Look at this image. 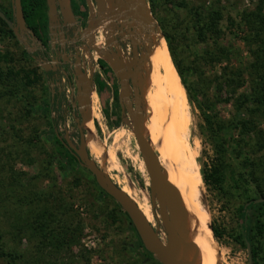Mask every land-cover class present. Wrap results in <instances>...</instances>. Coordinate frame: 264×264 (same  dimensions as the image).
<instances>
[{
    "label": "rangeland",
    "instance_id": "rangeland-1",
    "mask_svg": "<svg viewBox=\"0 0 264 264\" xmlns=\"http://www.w3.org/2000/svg\"><path fill=\"white\" fill-rule=\"evenodd\" d=\"M86 1L94 12L93 0ZM256 2L257 0H156L153 6L148 3L151 17L158 28L153 41L157 42L163 53L167 51L170 59L160 21L171 18L181 23L179 33L176 35L177 51L183 67L188 70V84L191 88L188 94L180 80L182 98L191 112L192 136L199 147L197 164L201 178V202L208 212V226L211 230L215 228L219 235L216 239L212 234L213 247L209 254H194L193 250L185 244L190 257L189 264L196 262L198 264H249L239 209L249 198L259 197L253 178H258L257 181H260L261 187L264 188V147L258 149L254 146L253 150H250L247 143L251 141L244 133H240L235 128L229 132L220 130V125H225L234 118L235 108L230 101L224 102L228 96L227 90L231 88L225 84L221 93H215V91L218 87L216 77L224 72L223 67H227L225 72L232 77L236 76L237 70L241 74L243 84L237 88L235 96L249 90V65L252 61V53L251 45L244 39L247 31L240 15L243 10L254 9ZM211 5L222 12V19L217 26L219 29L217 43L214 42L216 41L214 36L209 34L204 40L197 39L195 28L197 18L192 13V8ZM0 7L5 12L11 13L10 0H0ZM89 23L84 29L86 38L90 35V29H87ZM106 24L107 22H103L102 25L93 28L99 30V33H96L99 45L93 43L95 47L102 45ZM160 34L164 39L159 38ZM22 37L27 38L25 34ZM217 45L224 48L227 53L226 58H215L216 55L210 58L206 54V51L217 50ZM34 48L35 45L31 44L27 49L16 35L15 38L0 37V54L6 55L5 60L0 62L2 71H5L7 67L14 71L36 69V73L41 76V79L31 86H24L22 82L16 80L14 88L17 90V97L6 95L4 86L6 84L0 81V177L5 176L10 170H15L25 172L24 178L29 179L36 173L37 166L26 164L28 156L40 160L54 148L53 141L47 140L41 133L50 123V88L43 73L42 62L35 61L27 54ZM87 55L86 59L94 64L93 68L98 65V59L101 58L99 54L94 58ZM147 66L152 69L150 64ZM95 68L96 71L93 72L95 80L97 77L102 79L107 89L98 94L93 85L91 117L92 109L98 112V117L93 119L94 128L89 127L90 143L95 144L93 154L89 146H87L88 151L94 162L125 191L137 208L142 212L145 210L150 215L148 218L143 212L155 227L158 224L156 216L159 217V211L157 205L152 207L150 202L149 176L133 135L131 119L119 98L114 97L115 91L118 92V86L113 72L100 66ZM22 75L21 72L19 76ZM164 80L173 106L174 117L178 122L182 109L176 103L173 89L172 92L168 88L165 75ZM151 87L146 93L144 90L145 124L149 118L146 99H149V94L153 92ZM210 103H215V110L211 112L206 108ZM199 105L204 111L213 115V120L205 119ZM30 106L33 107L32 111H28ZM105 112H108V117ZM158 114L161 120L157 126L156 146L164 150L168 144L165 135L169 124L168 115L160 111ZM70 122L71 118L68 117V123ZM257 122L264 133V119H259ZM84 130L87 140V130L86 128ZM177 134L182 140L184 139V132L178 125ZM29 140L32 144H28ZM102 144L104 151L101 159L103 161L100 163ZM246 154L257 161L250 170L242 165ZM169 159L170 155L167 161ZM211 165V169L214 167L218 169L221 175L219 181L212 177H209L207 181L204 180L202 171H207ZM54 169L60 195L64 197V201L72 204L70 213L64 218L73 220L74 225L79 223L82 226V234L78 244L72 245L71 249H64L56 256H50V260L57 258L61 264H154L153 262L158 261L155 256L148 254L138 245L129 221L117 202L111 196L101 193L93 182V175L86 168L78 165L73 171L66 173L57 167ZM32 183L29 188L33 191H42L49 185L48 180H32ZM184 205L185 199L182 209ZM6 207L8 211L5 214L0 209V226L5 227L10 236L15 220L12 213L16 206L6 204ZM184 219L183 214L182 220ZM161 236L165 239L163 232ZM261 242L263 243L264 239H261ZM18 244L12 236L9 238V245L14 249L26 248V241L22 242V248ZM261 249L264 250L263 244ZM250 264H253L252 258Z\"/></svg>",
    "mask_w": 264,
    "mask_h": 264
},
{
    "label": "trees",
    "instance_id": "trees-1",
    "mask_svg": "<svg viewBox=\"0 0 264 264\" xmlns=\"http://www.w3.org/2000/svg\"><path fill=\"white\" fill-rule=\"evenodd\" d=\"M147 1L151 6L156 2V0ZM82 3L85 4V0H82ZM21 7L26 25L32 32L37 33L39 30L46 28L47 15L45 0H21ZM0 10L8 19L14 21L12 3L10 8L11 13L5 12L1 7ZM192 13L197 18L195 26L197 39L204 40L205 36L209 34L214 36L216 40L214 42L217 43V35L219 33L217 26L222 19L221 10L211 5L209 7L192 8ZM240 16L242 24L245 25L247 31L244 39L251 45L252 61L249 65L250 87L248 91L235 96L237 88L243 84L241 74L237 70L236 76L232 77V75L225 72L227 67H223L224 72L216 77L218 87L215 93H221L223 85L225 84L231 88L227 90L228 96L224 99V102L227 103L230 101L232 103L235 108V115L231 121L225 125H220L219 128L226 132H229L232 128L238 129L240 133H244L251 141L247 143L250 150H253L252 148L254 146L261 149L264 147V133L259 127L257 120L264 119V0H257L254 9L249 11L243 10ZM180 24L177 19L174 20L171 18L160 21L161 30L167 43L173 65L183 87L189 94L191 88L188 84V70L183 67L177 51L178 39H176V35L179 33ZM4 36L15 38L12 29L0 17V37ZM216 49L214 52L206 51V54L210 58L214 55H216L215 58L227 57L224 48L217 45ZM27 54L33 58L31 53ZM5 56L0 54V62L5 60ZM98 64L101 68H104L106 65L105 61L101 58L98 59ZM21 72L23 75L19 76ZM46 75L49 74L47 73ZM40 79L41 76L36 73V69L14 71L7 67L5 71H2L0 67V81L6 84L4 85L6 87V95L18 96L17 90L14 88L17 81L22 82L24 86H31ZM94 85L98 94L107 89V85L99 77L95 80ZM54 94L52 97L49 89L50 99L52 100L49 102L50 123L41 132L47 140L53 141L54 148L40 160L28 156L26 164H36L37 166L36 173L29 179L24 178L25 172L15 170H10L5 176L0 177V209H2V213L5 214L8 211L6 204L16 206L12 213L15 220L12 224L13 232L11 235L9 236V232L5 227L0 226V264H61V261H58L59 259L50 260L49 257L56 256V254H59L64 249H71L72 245L78 244L82 234V226L79 223L74 225L73 220L64 218L65 215L70 213L72 204L64 201V197L60 195V188L57 185V177L55 176L54 169L57 167L63 173H66L73 171L76 166L80 165L77 158L65 146L63 138L64 121L68 117L73 120L74 116H72L70 111V103L69 112L68 114L65 113L67 92L64 90L60 94L58 90H55ZM114 95L117 98L118 92L115 91ZM199 107L202 109L206 120H213V115L211 113L209 114L208 111L215 110V103L207 105L206 108L208 111H204L201 105ZM32 110L33 107L30 106L28 111ZM92 115L93 119L98 117L97 112ZM105 115L108 117V112H105ZM72 124L75 127V123L72 122ZM29 143L32 144L30 140L28 141ZM249 156L246 154L242 160V165L245 169L250 170L252 166L257 164V161L251 159ZM211 168L212 165L207 171H202L204 180L207 181L209 177H212L214 180L219 181L221 175L218 169L215 167L213 169ZM257 179L253 178V181L259 197L249 198L240 207L239 216L241 218L244 244L246 249L247 245H249V255L252 258L253 264H264V250L261 249V245H264V242H261V239H264V201H256V199L264 197V188L261 187L262 183L257 181ZM32 180H48L49 185L46 189H42V191H33L29 188L33 184ZM93 182L101 193L108 195L97 185L94 177ZM24 191H26L25 194ZM119 208L128 219L130 227L135 234L136 242L144 249L129 217L120 206ZM143 212L148 218L150 217L145 210ZM212 231L214 237L218 239V231L215 228H212ZM11 236L19 243L18 246L20 248H22V242L26 241V248L14 249L9 245V238ZM145 252L149 254L148 251ZM153 263L161 264L159 261Z\"/></svg>",
    "mask_w": 264,
    "mask_h": 264
},
{
    "label": "water",
    "instance_id": "water-1",
    "mask_svg": "<svg viewBox=\"0 0 264 264\" xmlns=\"http://www.w3.org/2000/svg\"><path fill=\"white\" fill-rule=\"evenodd\" d=\"M48 8L49 28L53 22L62 28L61 38L65 36L64 30L68 31L74 19L70 7L65 0H58L59 11H57L55 0H46ZM98 16L95 22L89 23L87 29H93L103 22H108V27L112 32L116 29L131 40L134 57H138L141 48L145 53H141L138 67L136 61L125 62L121 55L120 49H113L117 45L112 40L106 41V46L110 45L109 50L100 49L89 45L88 49L96 51L115 72L119 79L118 98L120 103L125 106L126 112L131 119L132 131L137 142L138 148L143 159L146 172L149 176V195L152 207L157 205L159 217L157 226H153L144 213L137 208L131 198L125 191L116 184L108 174L99 167L88 153L86 144V133H84V122L91 117L90 95L93 92V72L94 68L89 62V71L86 72L85 66H75L72 62H64L68 68L73 69L75 77V89L71 90L70 98L72 105H79L81 117H77L78 130L80 134L79 146L75 147L69 138L68 131L65 132V142L67 146L74 150L75 156L80 165L86 168L94 177L97 185L111 196L127 214L132 225L134 226L141 242L146 251L151 253L161 264H181L183 257L182 250V215L177 204L176 192L168 181L164 168L162 167L158 153L152 147L149 139L146 138L142 130L146 121L144 111L145 104V85L147 78L142 76L138 68H142L146 63L152 51L154 43V34L158 33V28L154 23L147 0H96ZM14 14V21L8 19L0 10V17L5 20L21 42L28 49L31 44L28 38L22 37L25 32L34 36L32 30L26 25L25 17L21 7V0H11ZM159 38H163L160 34ZM35 39V38H34ZM30 40V39H29ZM33 40V38H32ZM41 43V41H39ZM62 45V44H61ZM91 57V54H90ZM68 58H64L66 60ZM79 61V59H77ZM44 69H56L57 65L61 66L63 62H58L56 58L51 61H41ZM63 74L66 71L63 69ZM130 80V82H129ZM130 83L132 86L133 97L130 96ZM54 91V85L60 86V81L52 80L50 82ZM74 114V113H73ZM258 202L264 201L263 198L256 199ZM165 239L161 236L162 232ZM248 262L251 263L249 255V245H247Z\"/></svg>",
    "mask_w": 264,
    "mask_h": 264
},
{
    "label": "flooded vegetation",
    "instance_id": "flooded-vegetation-1",
    "mask_svg": "<svg viewBox=\"0 0 264 264\" xmlns=\"http://www.w3.org/2000/svg\"><path fill=\"white\" fill-rule=\"evenodd\" d=\"M11 1V0H10ZM68 6L70 7V10L73 14L74 19L71 21L72 25L69 28L68 31L64 30L65 36L61 38V31L62 28L60 27L59 24L53 22L51 25V29L49 28V23H48V16H47V21H46V28L39 30L37 33H34V36H30L27 32H25V36L30 39L29 42L31 44L35 45V48L30 52L33 55V59L37 62L41 61H51L54 58L57 59L58 62H63V64L60 66L57 65L56 69L49 68V69H44L43 68V73L49 81V88H50V93L52 97L55 95V90H58V92L61 94L62 91L68 90L67 93V101L65 102L66 106V114L69 112V103L71 105L70 111L72 116H74L73 120H71L70 123H68V118L66 121H64V137H65V132L66 130L68 131L69 138L73 145L75 147L79 146V130H78V123L76 121V118L81 117V110L79 105L73 106L72 101L70 98V93L72 89H75V77L73 75V69H69L68 66L64 62H72L75 66H85L86 72L88 73L89 71V60L86 59L88 56L87 54H91V57L94 58L95 55H98V53L92 49H88L89 45H99V41L97 40L98 36H96V33H99V30L95 29H90V35L86 38L84 36V32H86L85 26L90 22H95L98 16V11H97V2L96 0H93V6L95 8V11L93 12L92 9L88 6L87 1L85 0V4L82 3V0H65ZM46 2V0H45ZM56 2V7L57 11H59V3L58 0H55ZM48 13V8H47V2H46V15ZM33 38V40H32ZM35 38V39H34ZM113 41L114 43L117 42V45H113V49H120V55L122 59L125 62H130L131 60L136 61V67H138V62L140 61V54L145 53V49L141 48L138 57H134V52H133V47L131 40L127 37V32L124 30V34L121 35V31L115 30L112 32V28L108 27V22L105 26L104 29V40L102 42L101 46H98L100 49H106L109 50L110 45L106 46V41ZM41 41V43H39ZM62 44V45H61ZM161 48H159L157 42H154V47H153V52H152V61L156 65V71H157V80L156 83L152 84V69L149 68V66L146 65L145 71L142 68H138L139 71L142 73V76H146L147 81H146V87L149 88L152 85L155 86V95H154V100L157 106V111L160 112H165L163 109V103L161 99V92H160V81L162 80L163 85L167 91L165 80H164V75L167 80V86L169 88V82L167 79V74H168V69L167 66L164 64L165 61V56L163 51L161 50L160 52V59L157 57V54H159ZM64 58H68L64 60ZM79 59V61H77ZM86 59V60H85ZM96 59V57H95ZM92 63V62H91ZM106 65L104 66L105 69H109L113 72L114 78L116 80V84L118 86V92H119V79L116 77L115 72L110 68L109 64L105 61ZM162 64V65H161ZM92 65H94L92 63ZM99 67V64L96 65ZM95 66V67H96ZM94 67V72L96 71V68ZM163 67V68H162ZM63 69L66 71V75L63 74ZM163 70H164V75H163ZM49 75H46V74ZM54 81H60V86L59 85H54V91L53 88L50 85V82ZM95 82V76L93 74V85ZM130 82V80H129ZM130 96L132 101L134 100L133 97V91H132V86L130 83ZM172 91V88H169ZM173 92V91H172ZM50 95V98H51ZM60 97V96H59ZM52 100L50 99V102ZM90 102H91V95H90ZM177 103V102H176ZM173 108V106H172ZM96 111L92 109V114L95 113ZM74 113V114H73ZM98 113V112H97ZM174 113V111H173ZM93 116V115H92ZM93 117H90L86 123H85V128L87 130V143L89 146L90 152L93 154V148H94V142L90 143V136H89V127L91 126L94 128L93 124ZM161 120V116L158 114V122ZM72 122L75 123V127L73 126ZM84 130V129H83ZM85 133V130H84ZM158 133V132H157ZM166 138L167 137V134ZM63 137V138H64ZM157 138V135H156ZM65 142V138H64ZM65 146L68 148V150L75 156L74 150L67 146L66 142L64 143ZM156 144V143H155ZM103 151V144H102V150L100 153V160L99 162L101 163V155ZM89 153V151H88ZM157 153V152H156ZM90 155V153H89ZM94 156V155H93ZM76 157V156H75ZM91 157V155H90ZM157 221V219H156ZM158 223V221H157Z\"/></svg>",
    "mask_w": 264,
    "mask_h": 264
},
{
    "label": "bare ground",
    "instance_id": "bare-ground-1",
    "mask_svg": "<svg viewBox=\"0 0 264 264\" xmlns=\"http://www.w3.org/2000/svg\"><path fill=\"white\" fill-rule=\"evenodd\" d=\"M153 47L150 56L148 57L146 63L143 66V69L145 71L146 65H151L153 83H156V65L152 61ZM160 52L161 49L159 51V54H157V57L159 59ZM164 56V64L167 66L168 69L167 79L168 81L170 79L169 88H171L170 86H172L174 94L176 95V102L180 105L182 109L180 118L177 122L174 117L170 98L161 80V99L163 103V109L166 115H168L169 123L168 128L166 130L168 144L164 148V150L159 149V147H157L155 144L158 126V111L154 100V85H152L151 87V90L153 92L151 93L149 90V93L151 94H149V99H146V109L149 112V118L142 130V133L144 136L148 137L150 144L158 153L159 161L162 167L164 168V172L166 173L168 181L171 183L176 192L177 204L180 208L182 219L184 214L185 219L184 221L182 220L183 257L181 264H189L190 257L185 244H187L193 250L194 254H209L213 247V233L210 227L208 226V212L201 202V178L198 172L197 164L199 147L196 144V139L192 136L191 112L187 109L186 104L184 102L185 100L183 101L180 78L177 74L176 69L173 67L169 54L166 50L164 52ZM148 89L149 88H147L145 85V93L148 91ZM89 118H87L86 121ZM86 121L84 122V127ZM177 125L184 132L183 140L178 136L179 134H177ZM146 133H149V135H146ZM103 151L101 158L103 156ZM169 155L170 159L167 161ZM102 161L103 160L101 159V163ZM174 174H176L177 177ZM184 199L185 205L182 209ZM194 264H198V262Z\"/></svg>",
    "mask_w": 264,
    "mask_h": 264
},
{
    "label": "crops",
    "instance_id": "crops-1",
    "mask_svg": "<svg viewBox=\"0 0 264 264\" xmlns=\"http://www.w3.org/2000/svg\"><path fill=\"white\" fill-rule=\"evenodd\" d=\"M47 83H49V81H47ZM49 85V84H48Z\"/></svg>",
    "mask_w": 264,
    "mask_h": 264
},
{
    "label": "built area",
    "instance_id": "built-area-1",
    "mask_svg": "<svg viewBox=\"0 0 264 264\" xmlns=\"http://www.w3.org/2000/svg\"><path fill=\"white\" fill-rule=\"evenodd\" d=\"M67 93H68V90H67Z\"/></svg>",
    "mask_w": 264,
    "mask_h": 264
}]
</instances>
